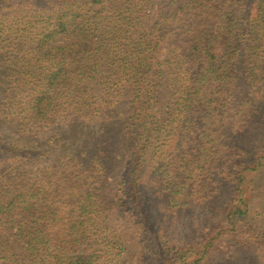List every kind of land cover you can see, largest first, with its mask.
I'll use <instances>...</instances> for the list:
<instances>
[{
	"label": "trees",
	"instance_id": "obj_1",
	"mask_svg": "<svg viewBox=\"0 0 264 264\" xmlns=\"http://www.w3.org/2000/svg\"><path fill=\"white\" fill-rule=\"evenodd\" d=\"M48 2L0 0V58L9 68L0 94L8 116L0 120H17L16 132H23L25 121L88 123L114 114L111 125L126 139L117 150L121 196L137 224L143 264H202L224 238L238 243L248 178L264 169V133L251 159H244L247 149L233 155L227 201L199 236L163 240L140 174L146 158L159 159L161 191L178 213L216 192L235 130L258 125L264 132V0ZM171 7L185 22L160 60ZM53 131L38 150L0 140V264H95L110 243L102 183L117 167L115 157L101 144L66 142ZM45 158L39 176H31Z\"/></svg>",
	"mask_w": 264,
	"mask_h": 264
},
{
	"label": "rangeland",
	"instance_id": "obj_2",
	"mask_svg": "<svg viewBox=\"0 0 264 264\" xmlns=\"http://www.w3.org/2000/svg\"><path fill=\"white\" fill-rule=\"evenodd\" d=\"M52 3L53 0H49L47 8ZM13 8H16V6ZM170 12L173 13L170 20V31L167 33V40L162 43L163 50L160 53V60H163L165 56L164 49L166 44L176 38L177 33L183 27L181 25L185 22V16L174 7L170 8ZM8 69L7 63L0 58V94L4 76L9 74ZM167 92L164 91L165 94ZM128 98L129 93L124 90L119 99L118 111L124 112L126 110ZM1 110L2 106H0V118L8 116V112L3 114ZM158 115L164 118L167 117L162 112L158 113ZM113 116L114 114L108 116V114L103 115L101 113L96 115L94 122L88 123L83 122V120L74 121L72 117H67V119L57 118L53 120V123L47 122L36 125L25 121L27 127L23 132H16L17 120H0V140L2 144H16L18 147L32 145L38 150L39 146L42 143H46V139L51 135V133L45 132L54 130L53 132L60 131L63 137H66L64 139L66 142L73 140L76 144L87 143L93 145L96 143L107 148L109 156L115 157L117 163L115 170L110 171L102 183L104 185L102 206L106 208L103 216L104 223L109 228L110 243L103 247V253H99L100 257L95 259V264H143L142 255L144 252L140 243L141 239L138 235L137 227H134L137 224L132 222V219L126 215V201L121 196L122 175L120 168L122 156L119 155L117 150L118 148L122 149L126 139L122 137L120 127L111 125ZM83 127H85V132H80ZM127 127L129 126L126 125ZM71 128H74V131H70ZM102 128H105V130L103 131ZM31 131L37 132V134L34 135ZM263 133V128L258 125L246 127L239 134H236L235 130L230 138H232L231 142L236 146L238 152L235 147L234 149L232 147L226 149L225 157L227 161L225 164H220V169L218 170V174H220L218 183L220 184L216 192L206 200L195 201L194 207H188L178 213H173V208L167 205L164 193L161 191L162 181L158 175L160 174V167L156 161L159 159L146 158L140 174V180L143 185L142 194L152 222L157 226L163 240L174 242L175 239L172 238L178 239L181 236L194 237L203 233L204 226H212L217 222L219 208L227 201V195L231 189V185L228 183H231L233 178V173L231 172L234 162L233 155L235 156L236 154V158L239 155L245 156L242 151L247 149L248 155L244 159H251L253 154L251 151L257 145L261 146L262 144L261 137ZM77 137L78 139H76ZM160 143L161 141L159 140L157 144L161 145ZM259 156H261V153L254 154V158ZM49 161L50 159L45 158L36 165L37 167H33L30 171L31 176L38 177L39 168H43ZM0 166L3 167V164H0ZM1 177H6L3 169H0V179ZM248 180L250 183L248 189L251 197L248 204V214L245 220L240 223L239 235L234 237V240H237L238 243L228 241L232 240L231 238H224L211 250L202 264H264V169L253 174ZM170 206L172 207V205ZM156 208L161 209L157 210ZM114 238L118 240V245L113 243Z\"/></svg>",
	"mask_w": 264,
	"mask_h": 264
}]
</instances>
